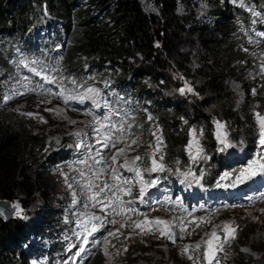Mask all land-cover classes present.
<instances>
[{"label": "trees", "instance_id": "trees-1", "mask_svg": "<svg viewBox=\"0 0 264 264\" xmlns=\"http://www.w3.org/2000/svg\"><path fill=\"white\" fill-rule=\"evenodd\" d=\"M210 1V18H203L199 24L182 12L190 0H0V105L3 93L25 87L22 74L27 72L20 68L16 53L43 57L58 67L55 73L60 70L75 84L108 81L106 88L131 93L130 101L138 114L135 121L141 126L140 139L150 141V124L143 118L142 102L138 103L145 101L147 115L158 121L155 127L162 140L161 152L167 151L169 161L175 154L183 161L180 149L186 143L187 125L179 121L182 108L167 102L149 103L141 85L153 76L140 73L136 64L142 60L145 71L161 76L168 68H176L191 79L194 74L183 51L186 48L195 53V77L204 79L200 88L196 87L200 99L191 100L193 122L202 128L203 144L214 158L212 115L226 122L233 140L244 130L246 134L253 130L247 121L253 101L245 95L241 111H236L229 83L239 81L246 94L259 82L264 87V77L257 75L239 44L242 33L249 29L264 34V0H242L243 7L223 1L230 9L229 17L221 11L220 0ZM251 10L261 15L253 18ZM254 101L259 103L253 104L256 112H260L264 100ZM1 111L4 108H0V200L25 207L29 201L24 197L34 198L38 193L36 199L44 204L45 218L34 229L42 244L39 240L29 242L32 234L25 233L29 230L20 219H0V264H33L35 259L60 256L62 240L50 235L63 230V225L53 221L49 195L55 184L47 173L71 159L63 151L70 138L66 136L61 145L52 146L44 129H31L24 115L16 110ZM60 158L63 163L58 165ZM222 161L214 158L212 164H200L208 184L227 169L228 164ZM254 245L255 253H264V226Z\"/></svg>", "mask_w": 264, "mask_h": 264}, {"label": "rangeland", "instance_id": "rangeland-1", "mask_svg": "<svg viewBox=\"0 0 264 264\" xmlns=\"http://www.w3.org/2000/svg\"><path fill=\"white\" fill-rule=\"evenodd\" d=\"M223 1L237 7H243L241 5H244L242 0H220L221 11L225 17L230 16V9L223 3ZM146 5L150 8L149 4ZM210 11V0H190V4L188 7L184 8L182 12L184 15H190L195 22L200 24L203 18H210ZM246 11L250 13L248 9H246ZM252 17L255 18L257 16L252 15ZM239 44L241 51L247 54L249 61L257 71V75L264 77L260 68V64L262 60H264V36L257 35L254 30L249 29L247 32L242 33V36L239 39ZM244 49H247V51ZM183 51L188 54L190 59L189 67L194 74V78L188 79L179 70L172 67L168 68L163 73V76L158 74L152 75L144 70L147 69V67L142 60V64L138 62L136 67L140 73L153 76V80L145 78L141 85V90H146L147 95L151 100L168 102L169 105L179 104L182 108V114L184 116L182 115L179 118V121L181 125H187V145L190 139L189 130L196 129L197 133L202 130L198 125H194L190 105L192 99H200L196 92V87L200 88L204 79L195 77V53L186 48H184ZM18 63L20 64V68H23L25 72H27L25 75L22 74L25 87L23 90L11 89L8 92L3 93L1 96L2 101L0 108H4V111L1 112L5 113L10 110H16L22 115H24V113H33V116L24 115L31 122V129H44L47 134L46 139L52 146L61 145L66 136L67 138H70V142L63 147V151L68 152L69 158L71 159L65 165L49 168V173L45 172L55 184V186H53V191L49 195V206L54 210L53 216L55 219H53V221H56L58 225H63V230L52 231L53 234L50 235V237L62 240L63 253L60 256L52 255L50 258L35 259L33 264L34 262L35 264H65V262H67V264H145L148 260H151V264H192V261L187 258V255L181 254L183 245L187 244L191 246L201 243L203 248L202 242L207 239L206 234L212 232L214 228H216L219 235H223L222 226L225 222L230 223L233 227H238L239 230L236 233L237 238L232 242L231 246L226 247L224 252L218 254L220 264H250L252 259L259 254V252H254V243L257 241L258 236L262 235V226H264V212H261V209H264V189L261 188L263 185L257 183L261 179L264 181V175H257L251 180L245 181L243 184H237L236 187H217L218 182L221 184L231 183V179H234V176L229 180L221 181L220 177L223 175L222 174L219 175V178L215 182H211L214 189H223L230 192H236L238 190L246 192L248 188L257 184L260 192L259 195L253 194L246 199L244 203L233 206L198 211L194 209L185 210L183 207H180L175 203H172L171 205L165 203L166 208L140 211L141 204L137 198L139 185L134 183L132 185V196L121 195V198L125 201L134 199L135 203L132 207L136 209V212H129L126 215L117 216L112 213L111 208H105L103 212L100 211L101 205H97L94 208L93 204L95 202H90L87 199L88 190L84 189L82 192L83 185L91 181L94 186L92 192H95L97 190L95 185H102L105 182L115 184L116 181L111 178V168H117L120 176L134 181V173L119 168V165L123 164L126 159L131 160L133 157L139 155L144 158L137 162V165L141 170L150 166L149 156L155 150V143L157 141L156 137L158 136V131L155 127L158 122L157 119L155 117L149 119V116L143 108V118L148 120L150 124L147 130L148 132H151L150 141H147L144 138L140 139V125L135 123L134 120L128 125L122 118L115 120V118L113 119L110 117V120L105 123L107 127L101 128L100 133L91 131L89 130L88 125L90 122L96 123L99 126L102 124L98 123V121H102V119L94 120V117L89 115V111L85 107L87 102L91 100L81 102L78 99H68L67 103H65V97L79 96L85 94L87 89L92 88L100 93L96 98L97 102L103 101L102 92L109 90V88L105 87L110 86L108 81L89 80L85 85L79 87L78 90H73V82L71 79L64 78L60 70L55 73L56 70L54 68H58L57 66L53 68L51 65H43L41 62H35V60L20 58L18 59ZM32 68H36L38 71H43L44 74L54 78L55 83H45L40 76L35 75L31 71ZM186 83L193 89V91L182 95L179 90L184 88ZM240 84L239 81H231L229 83L230 89L232 90L231 94L233 96V108H235L236 111L242 108V104L245 101V95L248 99L253 101L254 105L259 104L254 100H264V87H261V82L257 83L254 88H250L248 94L241 90ZM40 85H43V87H39ZM46 89H51V94L47 93L45 91ZM254 89L256 91L255 95H253ZM13 92L19 94L15 95L11 100L5 101L4 97L11 96ZM59 93H63V95H57ZM110 95L112 97V105L114 109L110 108L109 111H106V115L111 113V115L117 116V107L118 104H121V101H119V96L116 94V91L112 90ZM150 102L152 101H149V103ZM75 103H78L81 107L77 108ZM83 104L85 105L83 106ZM253 104L250 105V117L247 119L249 127L253 130H251L249 134H246L245 130L244 132L240 131V134L243 133L238 135L235 140L231 138V131L226 126V122L218 116H211L213 121L211 124L212 130H210V135L213 137V143L215 146L213 151H215L217 156L226 158L232 153H236L245 158L239 163L236 162L231 170H228L227 172L234 174L238 173V171L246 166L251 159L256 158L258 154H264V147L259 145V129L255 116V112L258 110ZM46 109H52V111H46ZM259 113L264 115V106L261 107ZM41 117L43 118V122L40 120ZM73 121L74 123H72ZM185 121H187V123H185ZM214 121H220L225 125L224 130L228 134V140L234 145V147L228 148L223 152L217 150L219 145L214 135ZM111 124H116L118 128L122 125L124 129L123 132H117L116 129L111 128ZM133 128H135L134 131L132 130ZM78 132L80 133V136L75 135V133ZM104 133L110 134L113 140L120 137L122 142L117 143L115 147L109 145L108 148H104L102 144L96 143L97 139L103 140ZM153 133L156 135H153ZM133 139L137 140V144L132 145L131 148H126L125 153L119 155L116 162L113 163L111 161V156L116 154L119 148H125L126 144H131ZM77 143L81 144L80 148L75 147ZM200 144L204 149L205 155L208 157L207 160H199L196 163H192L189 159L188 153L185 151L186 145L180 150L184 155V160H180L179 163H177L178 154L173 155L169 161L167 158V151L164 150L162 151V154L164 156L163 163L166 165V170L163 172H154L150 175L145 173L144 178L146 180L159 178L156 185H161V180H165L171 175L185 187L188 186V190H191L193 193L194 189L200 186V182L196 183L192 180V177L185 179L184 176L176 173V169H179L181 173H186L191 170L195 176H199L201 170L197 171L195 169L198 168L199 162L206 161L212 164V159L215 157L213 158V156L206 150V145L203 144L202 138H200ZM149 145H151V147H149ZM97 150L100 151L103 157L101 163H96L97 160H101V156H97L96 154ZM159 155L160 153H157V160H159ZM79 161H85L86 163H79ZM61 163H63V159L60 158L57 164L59 165ZM109 164L111 167H108ZM102 169L103 172H101ZM169 169L171 171H169ZM81 171L84 172V176L80 175ZM93 172L101 174L98 177H95L92 175ZM200 181L202 184L207 182L204 177ZM69 184L72 185L71 188L68 187ZM73 192L77 194L76 199L78 203L76 205L72 204ZM37 196L38 193L34 198L24 197V200L28 199L29 201L28 206L27 202L25 203V207L18 203L23 210V215L26 216L27 219H21L17 217L15 213L13 214V217L20 219L22 225L29 230H25V233L28 234H34V229H36L40 221H43L45 218V212L43 209L44 204L42 201L36 199ZM102 198L103 194L101 196V199ZM11 204L14 203L11 202ZM85 205H87V207H85ZM125 207H127V205H125ZM136 213H140V215H137ZM189 213H191V215H189ZM92 214L104 218V227L101 228L99 232L95 233L93 237L89 238V243L86 245V251L81 253L80 256H76L75 253L78 251L79 245L82 242L83 234V229L79 227V222ZM145 217L149 220L160 218L171 221L173 225L172 231L174 233H179V224L181 219H183L186 225V232L182 234L183 239L178 238L176 243L173 244L170 240L164 237H158V234L141 235L139 234V229H133L131 226L120 228V224L122 223L130 224V221L143 220ZM201 217L208 222H202L200 220ZM112 220L117 221V223L112 224ZM189 221H192L193 223H189ZM92 223L99 222L93 221ZM196 224H199L200 226L196 227ZM22 231L24 233V230ZM109 231L115 232L116 235L108 236L107 234ZM77 233H81V236L78 237ZM188 233L191 234L189 235ZM105 237H107L108 240L107 244L104 243ZM36 240H39L37 235H31L29 238V242H35ZM93 240H99L100 243L93 244ZM106 248L107 255L105 254ZM125 248L127 251H124ZM256 248H259V246H256ZM243 249H247L248 251H243ZM235 253H239L244 259H239ZM189 254L194 255L199 264H204L202 249L190 252ZM261 255H264V253L262 252ZM258 262L259 264H263L261 263L263 261Z\"/></svg>", "mask_w": 264, "mask_h": 264}, {"label": "snow or ice", "instance_id": "snow-or-ice-1", "mask_svg": "<svg viewBox=\"0 0 264 264\" xmlns=\"http://www.w3.org/2000/svg\"><path fill=\"white\" fill-rule=\"evenodd\" d=\"M243 6V5H241ZM253 16H259L260 13L256 12L255 10H251ZM47 14V13H45ZM255 23V21H253ZM257 35H264L261 33H257ZM251 42V41H250ZM247 51V49H244ZM261 73L264 74V60H262L260 64ZM31 71L37 75L40 76L41 79L47 83L52 84L55 83L54 78L50 77L49 75L44 74L43 71H38L36 68H32ZM75 83V81H73ZM39 87H43V85H40ZM47 93L51 94V89L45 90ZM180 93L186 94L187 92H192L193 89L185 84L184 88H181ZM19 93L13 92L11 96H5V101L11 100L15 95ZM43 94V93H42ZM256 94L255 89L253 90V95ZM57 95H63V93H59ZM100 95V93L96 89L89 88L87 89V92L85 94L79 95V96H69L65 97V103H67L68 99H78L79 101L83 102L85 100H91L93 104H95L97 107H99V104L97 102V97ZM50 102V101H49ZM46 111H52V109H46ZM24 115L27 116H33V113H24ZM256 121L258 124L259 129V145L264 147V115L257 112L255 113ZM151 119V117H149ZM40 120L43 122V118L41 117ZM104 120L108 121L110 120L109 115L104 116ZM74 123V121L72 122ZM187 123V121H185ZM215 124V138L219 145L218 151L223 152L226 151L228 148L234 147V145L228 140V134L224 130L225 125L221 123L220 121H214ZM107 125L100 124V128L95 129L97 133H100L101 128H105ZM130 127V126H129ZM111 128L116 129L117 132H123V126L121 125L119 128L116 124H111ZM76 136H80V133H75ZM153 135H156L153 133ZM189 141L188 144L185 147V151L189 155V159L192 163H196L199 160H207L208 157L204 153V149L202 145L200 144V138L203 137V130H200L199 133H197L196 129H190L189 130ZM157 139V147L156 149L150 154L149 161L150 166L144 168L141 170V168L137 165L138 161L143 160L144 158L137 155L133 157L131 160H125L123 164L119 165V168L126 169L128 172H132L135 175V180H129L126 178H123L120 176L117 168H111V178L116 181L115 184H109L107 182L103 183L102 185H95V188L97 189L95 192H92V188L94 187L92 182L89 181L82 187V192L84 189L88 190L87 199L91 202L94 201L93 207L95 208L97 205H101L100 211L103 212L105 208H111L112 213L117 216H123L126 215L129 212H136V209L132 207V205L135 203L134 199H129L127 201L123 200L121 198V195L123 196H132L133 193V187L132 185L138 184L139 185V193H138V199L141 203L144 202V197L147 192V190L153 186H155L158 183V179H148L146 180L144 178V174L148 173L149 175L154 172H163L166 170V165L163 163L164 156L161 152L160 145L162 144V140L159 136L156 137ZM121 138L118 137L116 140H113L111 135L108 133L103 134V140L97 139V144H102L104 148H108L109 145L112 147H115L117 143H120ZM137 144V140L133 139L131 141V144H126L125 148H119L116 152V154L111 156V161L113 163L116 162L117 157L119 155H122L125 153L126 148H131L132 145ZM76 148H80L81 144L77 143L75 145ZM151 147V145H149ZM157 153H160L159 160H157ZM97 156H101V160H97L96 163H101L103 161V157L99 150H97ZM79 163H86L85 161H79ZM179 163V161H177ZM108 167H111L108 165ZM169 171H171L169 169ZM103 172V169L101 170ZM176 173L179 175H182L187 179L188 177H192V180H194L196 183H199L200 180L203 178L204 172L201 171L199 176H195L191 170H189L186 173H181L179 169H176ZM101 173L93 172L92 175L95 177H98ZM81 176H84V172H80ZM257 175H264V154H258L256 158L251 159L246 166L242 167L238 173H231V172H225L220 177V180H229L234 176V179H231V183L229 184H221L217 183V187H236L237 184H243L245 181L251 180L253 177H256ZM69 188L72 187L71 184L68 185ZM107 190V192H106ZM103 194V198L101 199V196ZM76 193L73 192V200L72 204L76 205L78 203L76 199ZM127 205V207H125ZM12 209L15 212V215L21 219H27L26 216L23 215V210L20 208V205L18 203L12 204ZM87 207V205H85ZM261 212H264V209H261ZM137 215H140V213H136ZM4 215L2 211H0V216ZM191 215V213H189ZM202 222L207 223L208 221H205L203 217L200 218ZM93 221H97L99 223H92ZM112 224H116L117 221L112 220ZM189 223H193L192 221H189ZM133 227V229H139V234L141 235H149L158 234V237H164L168 240H170L173 244L176 243L177 239H183V233L186 232V225L183 219H181L179 224V233H174L172 231V222L163 220L160 218H155L153 220H149L147 217H145L143 220H133L130 221V224H120V228L125 227ZM199 224H196V227H199ZM79 227L83 229L82 234V242L79 245L78 251L75 253L76 256H80L81 253L86 251V245L89 243V238L93 237L95 233L99 232L101 228L104 227V218L102 216H96L94 214L88 215L86 219H83L79 222ZM238 227H233L230 223L225 222L222 226V232L223 235H219L216 228L213 229L212 232L207 233V239H205L202 244L197 243L195 245H183L181 249V254L187 255V258L192 261V264H199L197 258L194 255H190V252L198 251L202 249V258L204 261V264H220V261L218 259V254L221 252H224L226 247L231 246L232 242L237 238L236 233L238 232ZM119 231V230H117ZM189 235L191 233H188ZM108 236H115L116 233L109 231ZM77 236L80 237L81 233H77ZM93 244H99V240H93ZM104 243L107 244L108 240L107 237L104 238ZM124 251H127L125 248ZM243 251H248L247 249H243ZM105 254L107 255V248L105 249ZM35 264V262H34ZM67 264V262H65Z\"/></svg>", "mask_w": 264, "mask_h": 264}, {"label": "clouds", "instance_id": "clouds-1", "mask_svg": "<svg viewBox=\"0 0 264 264\" xmlns=\"http://www.w3.org/2000/svg\"><path fill=\"white\" fill-rule=\"evenodd\" d=\"M109 89L116 91V94L119 96V101H121V104L120 105L118 104V107H117L118 110L117 111H119V113L125 118L124 122L129 125L131 123V121H133V120L135 121V119L138 118V114H137V109L135 108V104H133L130 101L131 100V93H128L129 95H127V94H122L116 88H109ZM146 96L148 98V101L156 102L158 104L159 101L151 100L148 95H146ZM141 102H142L143 108L146 111V109H147L146 102L143 100L138 101L139 104H141ZM161 102H163V101H161ZM167 104H168V102H167ZM112 107H113V105H112ZM143 108H142V110H143ZM135 123H137V122L135 121ZM137 124L140 125V123H137ZM139 127L141 129V126H139ZM132 130L134 131L135 129L133 128ZM186 142H187V139H186ZM185 145H186V143H185ZM181 149H182V147H181ZM215 158L217 160H219V162H223L222 160H225L226 163L228 164L227 169L225 171H221L220 175L227 172L228 170H231L232 166L235 165L236 162L239 163L245 159L243 156H240L239 154H236V153H232L231 155L227 156L226 158H224L222 156H217ZM201 163L202 162H199L198 168H195L197 171L198 170L200 171V164ZM218 178H219V176L217 177V179ZM217 179L212 181V183L215 182ZM161 182H162L161 184L165 190V193L171 194V200H169V202H168L170 205L172 203H175L176 205L183 207L185 210H193L194 209V210H198V211L209 210L211 208L233 206L236 204H242L245 202L246 199L251 197V195H253V194L259 195L260 194L258 187H257V184L263 185L261 188L264 189V181L261 179L260 181H258V183L255 186L248 188V190L246 192L239 191V190L236 191L237 193H239L241 195V197L239 199H236L231 194L234 192H230L228 190L220 189L219 192L217 193V192H215V190H217V189L213 188V185H211V182H210V184H208V182H205L200 187H196L194 189V191L192 193L193 197L190 198V196L188 197L185 193H178L177 192V189L178 190L181 189V187H179V185H182L183 187H185V186L181 182L177 181L176 178H173L171 175H169L165 180L162 179ZM185 188L188 189V186ZM194 197L197 199L198 203H195L191 200ZM231 198H233V199H231ZM140 204H141L140 211H150V210L166 208L165 203L164 204L160 203V205H153V204H146L144 201V204L141 202H140ZM32 235H34V234H32ZM39 240H40V238H39ZM40 242L42 243L41 240H40ZM258 256H261V253L258 254L257 256H255L252 261H254V259H256Z\"/></svg>", "mask_w": 264, "mask_h": 264}, {"label": "water", "instance_id": "water-1", "mask_svg": "<svg viewBox=\"0 0 264 264\" xmlns=\"http://www.w3.org/2000/svg\"><path fill=\"white\" fill-rule=\"evenodd\" d=\"M11 206L12 204H10L8 201L0 200V211L4 213V215L0 216L1 220L7 221L13 217V214L15 212ZM260 258L264 259V255H261L258 258L254 259L252 264H257V262L260 261Z\"/></svg>", "mask_w": 264, "mask_h": 264}, {"label": "bare ground", "instance_id": "bare-ground-1", "mask_svg": "<svg viewBox=\"0 0 264 264\" xmlns=\"http://www.w3.org/2000/svg\"><path fill=\"white\" fill-rule=\"evenodd\" d=\"M186 195H187L188 197H189V196H190V197H193V195H192V191H191V190H188ZM260 261H263V262H261V263L264 264V259L260 258ZM257 264H259V262H257Z\"/></svg>", "mask_w": 264, "mask_h": 264}]
</instances>
